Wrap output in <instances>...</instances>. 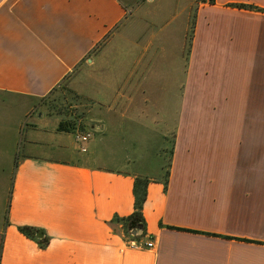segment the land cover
Returning <instances> with one entry per match:
<instances>
[{
	"label": "crops",
	"instance_id": "obj_1",
	"mask_svg": "<svg viewBox=\"0 0 264 264\" xmlns=\"http://www.w3.org/2000/svg\"><path fill=\"white\" fill-rule=\"evenodd\" d=\"M235 4L264 10V0L195 9L178 53L184 103L167 164L156 150L153 161L107 168L64 145L62 116L22 123L40 119L37 101L82 66L95 72L124 37L127 4L0 0V264H264V12ZM113 96L110 117L84 125L87 144L117 117L138 122L132 94ZM134 189L145 192L142 223L127 226Z\"/></svg>",
	"mask_w": 264,
	"mask_h": 264
},
{
	"label": "rangeland",
	"instance_id": "obj_2",
	"mask_svg": "<svg viewBox=\"0 0 264 264\" xmlns=\"http://www.w3.org/2000/svg\"><path fill=\"white\" fill-rule=\"evenodd\" d=\"M122 1L127 4L129 14L121 32L124 37L116 36L110 47L102 50L99 57L104 61L102 59L95 72L87 75L88 68L82 66L77 75L63 80L49 95L37 101L36 109L42 117L27 118L22 128L29 127L25 122L40 121L43 126H48L51 116L47 112L56 113L62 116L61 123L68 130L63 134L64 145L78 151L75 130L81 131L89 119L110 117L106 107L117 102L113 95L119 93V96L127 97L131 93L133 106H138L129 111L137 108L138 122H132L128 117L130 112L122 119L117 117L116 127L109 125L107 133L99 136L96 146L89 143L87 154L78 155L89 160L96 153L92 160L94 164L117 168L126 160L137 165L147 163L158 150L161 165L165 166L180 107L184 103L179 48L182 44L188 46L195 9L209 0ZM136 30L140 31L138 43L135 41ZM120 68L125 75L120 74ZM17 138L23 142V137Z\"/></svg>",
	"mask_w": 264,
	"mask_h": 264
},
{
	"label": "trees",
	"instance_id": "obj_3",
	"mask_svg": "<svg viewBox=\"0 0 264 264\" xmlns=\"http://www.w3.org/2000/svg\"><path fill=\"white\" fill-rule=\"evenodd\" d=\"M210 1H212V0H210ZM231 6L238 8V9H249V10L254 9V10L264 12V10L257 9L253 6H250V5L235 4V5H231ZM63 124L64 123H60L59 127L61 129L64 128L65 130H67L66 126H64ZM144 198H145L144 190L134 189V212L130 216H128L127 218L122 219L121 220L122 223H125L127 226L138 225V224L142 223L141 207H142V203L144 201ZM176 230H178V229H176ZM18 231L27 238L33 239L35 237L34 231L30 228L21 227L18 229ZM205 235L210 236L208 234H205ZM211 236L212 237H218L216 235H211ZM222 238L227 239V240H238V241H244V242H251V241H247V240H239V239H233V238H229V237H222ZM46 244H47L46 240L43 239V242H39V247L44 248L46 246Z\"/></svg>",
	"mask_w": 264,
	"mask_h": 264
},
{
	"label": "built area",
	"instance_id": "obj_4",
	"mask_svg": "<svg viewBox=\"0 0 264 264\" xmlns=\"http://www.w3.org/2000/svg\"><path fill=\"white\" fill-rule=\"evenodd\" d=\"M90 139V133L88 131H83V130H75L74 132V141L79 144V150L80 152L84 153L86 152V144L88 143ZM134 234L136 233V231L133 232ZM131 246H136L134 245V243H130ZM145 248H151L152 247V243L151 241H148L147 243H145Z\"/></svg>",
	"mask_w": 264,
	"mask_h": 264
}]
</instances>
